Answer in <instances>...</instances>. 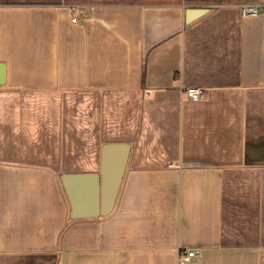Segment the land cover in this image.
Returning a JSON list of instances; mask_svg holds the SVG:
<instances>
[{
    "label": "crops",
    "instance_id": "crops-1",
    "mask_svg": "<svg viewBox=\"0 0 264 264\" xmlns=\"http://www.w3.org/2000/svg\"><path fill=\"white\" fill-rule=\"evenodd\" d=\"M251 1L0 0V264H264ZM107 142L132 144L117 207L71 219L61 176Z\"/></svg>",
    "mask_w": 264,
    "mask_h": 264
},
{
    "label": "water",
    "instance_id": "water-1",
    "mask_svg": "<svg viewBox=\"0 0 264 264\" xmlns=\"http://www.w3.org/2000/svg\"><path fill=\"white\" fill-rule=\"evenodd\" d=\"M204 13L203 9H189L187 21L192 22ZM5 82L6 65L0 63V85ZM131 150L129 142H107L102 146L100 172L62 174L71 219L106 217L115 211Z\"/></svg>",
    "mask_w": 264,
    "mask_h": 264
},
{
    "label": "built area",
    "instance_id": "built-area-1",
    "mask_svg": "<svg viewBox=\"0 0 264 264\" xmlns=\"http://www.w3.org/2000/svg\"><path fill=\"white\" fill-rule=\"evenodd\" d=\"M264 9V0H252L251 2L241 6L244 15H257ZM82 7H77V13L72 17V21L76 22ZM189 97L193 100H200L204 97V90L201 87H190L186 89ZM198 256V252L194 249L180 251L179 261L188 262Z\"/></svg>",
    "mask_w": 264,
    "mask_h": 264
}]
</instances>
